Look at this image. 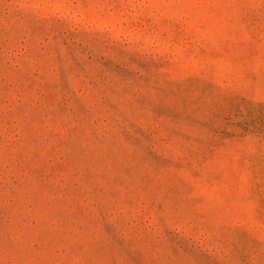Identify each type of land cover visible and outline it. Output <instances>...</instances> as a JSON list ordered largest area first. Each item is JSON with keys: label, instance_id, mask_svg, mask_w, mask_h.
<instances>
[{"label": "rangeland", "instance_id": "374dc122", "mask_svg": "<svg viewBox=\"0 0 264 264\" xmlns=\"http://www.w3.org/2000/svg\"><path fill=\"white\" fill-rule=\"evenodd\" d=\"M0 264H264V0H0Z\"/></svg>", "mask_w": 264, "mask_h": 264}]
</instances>
